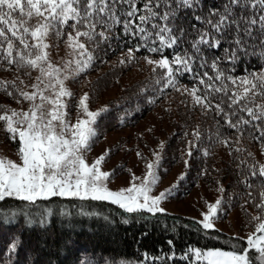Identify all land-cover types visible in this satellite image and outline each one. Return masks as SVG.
<instances>
[{"label": "snow or ice", "instance_id": "snow-or-ice-1", "mask_svg": "<svg viewBox=\"0 0 264 264\" xmlns=\"http://www.w3.org/2000/svg\"><path fill=\"white\" fill-rule=\"evenodd\" d=\"M118 28L125 36L138 38L137 45L126 53L129 62L141 48L159 55V59H144L153 66L160 92L171 87L189 97L202 115H212L210 128L202 133L196 125L192 130L186 155L192 157L198 143L204 141L209 144L201 149L206 157L213 155L210 149L216 144L238 154L234 157L236 183L244 191L234 195L243 201L240 206L255 230L248 234L246 247L189 248L194 256L190 264H264V163L253 162L250 151L242 155L246 149L239 146L246 126L250 136L259 130L260 136L254 138L264 137V62L259 71L245 67L242 74H236L249 58L264 61V0H222L206 11L203 0H0V67L30 77L37 73L30 85L19 75L12 80L0 78V92L28 105L18 109L0 103V122L9 138L18 140L20 158L17 162L0 155V202L15 198L27 202L26 206L39 207L38 202L53 197H71L107 201L130 214L166 212L162 203L177 185L152 194L161 179L160 152L153 150L154 160H146L142 177L132 173L130 186L118 190L108 186L113 173L101 169L107 152L92 163L87 160L86 153L97 136L95 124L107 107L91 110L88 93L77 100L68 82L92 66L97 49L119 38ZM61 41L66 57L54 62L50 49H58ZM165 49L173 51L166 55ZM214 49L221 54H206ZM124 62L122 58L120 63ZM186 75L193 81L191 88L180 85V78ZM70 100H76L79 113L75 122L69 114ZM224 127L236 130L235 141L222 133ZM163 146L161 141L160 148ZM137 156L144 159L140 152ZM201 174L207 175V169ZM185 176L181 173L178 182ZM217 185L221 196L214 203L206 202L208 210L198 221L205 230L216 229L215 221L232 199L225 201V189L219 181ZM249 203L258 210L256 215L247 211ZM20 211L29 226L37 222L24 209ZM51 215L52 209L46 208L38 222L46 224L45 216ZM18 244L13 240L9 251L15 252ZM112 264L131 262L113 260Z\"/></svg>", "mask_w": 264, "mask_h": 264}, {"label": "trees", "instance_id": "trees-1", "mask_svg": "<svg viewBox=\"0 0 264 264\" xmlns=\"http://www.w3.org/2000/svg\"><path fill=\"white\" fill-rule=\"evenodd\" d=\"M221 2L222 0H203V9L206 11L209 7L219 6ZM117 32L120 33L119 38L113 39L110 46L104 44L97 49L92 66L80 74L75 81H71L78 100V90L83 79L101 70L87 86L89 105L101 107L103 104L107 107V111L101 114L95 124L97 129L95 141L102 140L117 129L134 127L152 111L159 109L157 120L160 124L165 122L169 124L163 140L160 171L164 173L173 170L176 166L181 167V173H186L185 178L179 181V185H184L182 195L190 193L200 181L211 187H218L217 181H219L225 189L223 194L225 201L232 198L227 204L228 209H243L240 206L243 201L238 200L234 195L244 191V188L236 183L238 177L234 157L238 155L237 153L230 154L228 147L216 144L210 149L213 155L206 157L201 149L208 147L209 144L204 141L198 143L192 157L186 155L187 141L193 139L191 133L196 125L200 126L203 133L205 128H210L214 123L211 114L204 116L199 107H192L189 97L171 87L160 92L158 90L160 85L154 83L151 70L147 71L146 76L124 85L122 92L116 97L102 102L105 91L113 87L131 69L133 62L147 56L160 58L159 55L141 48L135 52L136 59L129 62L126 53L129 48L137 45L138 38L125 36L119 28ZM52 41L56 44L54 38ZM171 51L173 50L165 49V54L168 55ZM211 52H215L216 55L221 54L220 49L211 50L206 54L210 55ZM122 58L125 60L124 63H120ZM262 62L264 61L249 58L238 66L236 74H242L245 67L259 71ZM4 70L0 67V73ZM192 84L190 76L180 78V85L191 88ZM3 94L8 101L14 100L6 93ZM150 99H154L155 103H149ZM75 103L76 100H72V109H76ZM223 123L221 120V124ZM0 127L6 141L18 150V140L13 141L9 138L2 122ZM248 128L249 126H246L239 146L246 149L242 155H246L247 151L252 152L255 162L258 161L255 148L264 144V137L255 139L254 137L260 136V131L254 130L253 135L250 136ZM185 132L188 133L187 136L184 135ZM222 133L230 136L233 141L237 138L235 129L224 127ZM119 143L112 146L111 154L120 145ZM249 159L253 160L251 157ZM185 160L188 161L187 165ZM165 169L167 171H164ZM204 169H207V175L201 174ZM128 171V168L124 169L123 166L117 165L113 175ZM38 204L39 207L26 206L27 202L15 198H6L5 201L0 202V264H112L113 260H124L131 264H190L194 256L188 253L189 248L232 249L237 245L247 246L245 239H237L238 236L216 229L205 230L198 220L181 214L167 212L157 213L154 216L146 212L130 214L107 201H81L71 197H53ZM246 207L252 215L254 214L249 208L258 211L251 203ZM46 208L52 209V215L45 216L47 223L41 225L38 222L39 214ZM20 209L30 213L32 219L37 222L29 226ZM65 212L70 214L65 215ZM125 219L129 222L124 223ZM243 221L248 227L254 226L250 225L249 216L245 211ZM13 240H18L19 244L15 252H10L9 246ZM169 241L172 243L170 244Z\"/></svg>", "mask_w": 264, "mask_h": 264}, {"label": "rangeland", "instance_id": "rangeland-1", "mask_svg": "<svg viewBox=\"0 0 264 264\" xmlns=\"http://www.w3.org/2000/svg\"><path fill=\"white\" fill-rule=\"evenodd\" d=\"M50 43L54 44L52 38H50ZM52 53V59L54 62H61L60 57H66V48L63 42L60 43L59 48L55 46L50 49ZM157 59V58H153ZM152 65H149L145 59H141L137 62H133L131 69L126 72L120 79L117 81L113 87L106 90L102 102H106L108 99L114 98L119 95L124 85L131 84L137 79H140L147 75V71L152 70ZM5 70L0 73V78L12 80L15 79L17 75L21 76L26 84L30 85L33 82V78L37 75L36 72H32L31 77L24 75L23 72H17L14 68ZM101 71V70H99ZM96 71L89 76H86L82 85L78 90V99L88 93V83H90L93 78L99 73ZM69 87L74 93V86L71 81L68 82ZM0 103L9 105L13 108H27V103L18 104L15 100L8 101L7 97L3 92H0ZM89 104V102H88ZM70 109L69 114L73 122H75L79 113L76 109H72V100L69 101ZM89 108L93 111L97 109L104 108V105L101 104V107L90 106ZM160 110L156 109L152 111L149 115L146 116L138 125L134 127L121 128L113 132H110L100 141H94L91 144V149L86 153L87 160L89 163H92L99 156L108 153L105 157V160L102 162L101 169L103 171H108L113 173L117 165L123 166V168H128L130 171L122 173L119 175H112L109 178L108 186L112 190H118L123 187L130 186L132 179V173L136 176H143L146 169V160H154L153 150L160 152L162 157V149L160 148L161 141L164 140L167 129H169L168 122L160 124L157 120V114ZM119 143V141H121ZM120 145L112 151V146L114 144ZM137 152L142 153L144 159L140 156H137ZM0 155L7 156L12 160L19 162L20 158L18 155L17 149L11 146L9 142L3 136V130L0 127ZM255 156L260 163H264V147L255 148ZM161 177L160 181L156 185L153 191V195L159 194L165 189L171 188L174 184L177 185L173 188L170 195L162 203V207L166 209L167 213H176L184 216H188L200 221L202 213L206 212L207 206L206 202L214 203L217 198L221 196V193L217 191V187H211L204 182H201L195 186L190 193L187 195H182L184 191V185L178 182V177L181 175V167L176 166L173 170L168 172L159 171ZM225 194V191L224 193ZM222 194V195H223ZM251 212L256 215L257 212L251 207L249 208ZM220 218L215 221L216 229L225 232L232 236H240L243 239L247 240L249 233L253 232V227H248L243 221L244 210L243 209H228L226 205L225 211L219 214ZM251 225V223H250ZM220 248V247H213ZM223 250H231L224 249Z\"/></svg>", "mask_w": 264, "mask_h": 264}]
</instances>
